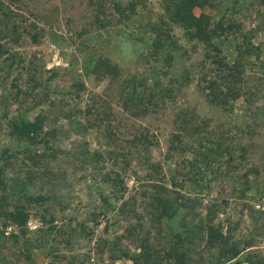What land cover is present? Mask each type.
<instances>
[{
  "label": "trees",
  "instance_id": "obj_1",
  "mask_svg": "<svg viewBox=\"0 0 264 264\" xmlns=\"http://www.w3.org/2000/svg\"><path fill=\"white\" fill-rule=\"evenodd\" d=\"M137 1L141 2L142 7L146 4L145 0H71L69 7L77 17L65 18L64 32L68 36L74 33L75 39L82 37L78 46H91V37H100L99 30L108 26L126 27L139 10ZM219 2L220 0H158L160 9L145 22L138 21L135 24L138 40H141L147 48L143 58L148 64L147 69L151 79H148V73L145 74L137 68L134 69L135 72L126 71L121 76L119 63L109 55L95 50L93 54H96L93 56L87 75L94 81L107 79L102 96L108 98V101L101 102V94L88 93L83 81L78 80L79 75H76V80L71 77L70 88L57 90L54 81L59 73L61 78L74 76L70 68L72 61L64 68L51 66L44 70L42 63L33 52L27 56V66L21 65L20 69V73H26L24 80L18 84L15 81L17 78L14 77L9 87L0 90L1 109L6 108L4 105L8 106L35 90L36 95L32 94L34 97L32 105L40 106L32 119L26 117L24 111L28 108L25 106L18 107L15 115L8 116L5 110L0 114V120H3L7 128L6 142H2L3 145L0 146V236L3 239L11 238L12 243L15 244L25 233L32 232L37 234L38 239H23L25 247L31 245L43 248L50 235L53 234L52 239L57 243L55 236L66 234L62 227L57 228L54 225L58 218L57 213L64 211L69 200V198L63 199L64 194L57 193L58 189L68 182L65 172L53 167L55 159L62 153L55 147V142L60 136L65 135L66 131L61 125H54V122L62 117L67 122V130L81 136V140L71 143L76 149V153L72 156L74 155L78 160L79 167L91 164L96 170L97 166L105 161L104 155L113 158L111 166L114 167L117 164V153L110 151L108 146L103 152L89 151L88 141L83 138L85 135L82 136L87 134L89 127L93 125L100 127L103 126L102 122H105L107 127L110 124L111 113L106 111L110 108L109 101H112L136 118L160 115L156 117L158 120L163 119L165 123L168 120L172 129L166 137L169 141L167 150L175 149L172 152L174 154L176 151L188 148L185 140L189 138V146L193 142L196 144L194 153L198 163H202L204 167H199L196 160L192 162L186 160V165L177 161L173 165L167 183L164 182L163 173L144 175V179L147 177L151 180L153 176L158 178L151 183L155 186V190L149 193L146 201L147 196L143 192L140 193L145 203L141 212L135 209L134 195L121 200L124 187L122 181L117 179L119 174L116 172L115 178H112L104 172L101 176L102 183L107 186L114 200H121L117 214L123 221V232L115 239H126L135 248L120 247L116 240L100 239L98 249L106 248L111 261L129 260L131 264H196L194 257H202V254H206L203 255L204 264H264L263 256H259L257 251L247 249L253 245V237L239 242L238 239L233 238L229 223L224 231L221 223H214L221 208L217 199H211L204 206V214L201 215L200 199L189 195L193 190L200 193L203 188L206 189L205 192L210 189L209 183L205 185L194 183L203 179L207 182L208 179L203 178L204 173H211L209 179L211 180L222 174H228V171L221 169L224 164L238 169L241 164L234 158L236 156L243 158L241 152L244 150L234 155L233 143L224 144L229 137L222 136V133L213 136L211 134L213 130L207 129L210 121L204 118L202 113L193 115V111L184 100L176 103L175 96L179 97L182 87L188 86L192 80L199 85L196 90L209 106L224 111L233 109L240 96L243 99L241 104H252L263 96L259 91L242 89L245 78L241 60L243 52L240 53L236 49V55L231 62L222 52L224 47L232 46L229 40L230 32L237 33L241 28V23L232 15L241 6H264V0H254V4L252 1L246 4L244 0H227L225 9L214 16L202 11L205 7L216 8ZM195 8L199 9L198 14L194 13ZM54 22L55 19L44 17L34 11L29 0H0V58L8 61L6 66L11 67L15 61L16 53L10 52L14 46L39 43L47 30L43 26L47 25L51 28ZM175 28L181 30L182 42L175 35ZM241 37L248 38L245 33H242ZM61 39L64 41V37L61 36ZM67 42L65 41V44H70ZM246 44L248 48L244 54H250L252 45L248 39ZM198 45L201 50L200 58L189 67L183 68L179 76H168L167 68L175 55L188 57ZM131 52L132 48L129 49V54ZM148 57H154L155 64H149ZM17 59L21 62L18 55ZM43 71L47 72L45 76L41 74ZM4 76L0 75L1 88L7 74ZM84 92L89 94V100L81 109L75 100L78 101ZM63 99H72L74 105L68 106L65 100L62 102ZM55 106L57 111L53 112ZM106 127H102L100 136L110 139L111 132H107ZM147 132L146 128L140 126L139 129H135L131 139L125 141L126 152H136L137 158L134 163L141 167L145 166L146 172L157 167L147 162L149 147L153 141V138H150L152 134L147 135ZM184 137L187 138L183 139ZM9 141L14 142L15 148H12ZM174 141L179 145H173ZM112 142L107 140L105 144L112 145ZM22 144L24 146L18 148ZM123 150L122 147L120 154H124ZM225 155L227 156L225 162L220 161ZM165 157L169 158V155ZM212 164H215V167ZM256 171L257 169L253 167L245 169L241 173L243 177L241 182L235 185L236 189L231 193L237 197L244 196L245 190L250 185L249 182H252L248 174L249 172L255 174ZM133 173L135 174V170ZM136 177L141 180L139 176ZM188 181L193 185H189L188 193L182 192L184 184ZM263 195L264 192L261 193V196ZM101 198L105 203L103 208H106L109 197L103 195ZM98 213L101 214V210ZM254 213L264 215L260 211L252 210L253 215ZM33 218H36L39 224L34 229H28L27 222ZM173 218L177 219L181 231L163 237L162 224ZM91 219L95 220V215L91 216ZM70 221L71 219L67 223L68 227ZM6 229L9 232L4 234ZM84 229L81 223L80 230ZM70 234L67 233V236ZM29 251L30 249L25 254L26 258H29ZM58 257L64 259L66 264H74V258L69 259L64 253Z\"/></svg>",
  "mask_w": 264,
  "mask_h": 264
},
{
  "label": "rangeland",
  "instance_id": "obj_2",
  "mask_svg": "<svg viewBox=\"0 0 264 264\" xmlns=\"http://www.w3.org/2000/svg\"><path fill=\"white\" fill-rule=\"evenodd\" d=\"M244 1L246 4L251 1L254 4V0ZM70 2L71 0H29L34 11L44 17L55 19V24L51 28L41 24L47 30L39 43L33 45L25 43L21 46H14L10 52L16 53V58L11 67L6 66L7 60H4L2 57L0 58V66L2 67L0 75L5 77L4 74H7L6 79L2 83L3 88L0 87V90L9 87L14 77L17 78L15 81L18 84L24 80L26 73H20V69L21 65L27 66V56L31 52L42 63L44 70L51 66L64 68L72 61L70 68L74 76H63L61 78V73H59L54 81L58 87L57 90L61 91L62 89L70 88L69 85L72 84V78L74 77L76 80V75H79L78 80L83 81L88 93L101 94V102L108 101V98L102 96L107 79L103 78L102 80L94 81L87 75L93 56L96 54H93L95 50L101 51L103 54H107L112 59H115L120 65L121 76L126 71L135 72L134 69L136 68L144 71L145 74L148 73V64L143 58L147 52V48L141 40H138L135 24L138 21L145 22L149 16L160 9L158 0H145L146 4L144 7H142L141 2L137 1L139 10L136 17H133L126 27L119 25L116 27L108 26L105 29L99 30L100 37H91L92 45L87 47L78 46L82 37L75 39L74 33L68 36L64 32L65 18L72 16L75 19L77 17L74 15L75 13H73L72 8L69 7ZM226 4L227 0H220L216 8L205 7L202 11L214 16L218 12L221 13L225 9ZM193 11L195 14H198L199 9L195 8ZM232 16L241 23V28L237 33L230 32L229 40H231L232 46L224 47L222 53L231 62L236 55V49L240 53L243 52L241 60L245 78L243 79L244 83L242 84L244 87L242 89L249 88L259 91L263 96L252 104H241L243 99L240 96L236 100L233 109L224 111L215 106H209L208 102L196 90L199 88V85L192 80L188 86L182 87L179 92L180 96H175L174 101L178 103L184 100L195 116L202 113L203 117L210 121L207 129L208 131L213 130L211 132L213 136L221 135L222 133V136L229 137L228 140L224 141V144H228V142L233 143L232 151L234 155H238L239 152L244 150L241 152L243 158H238L237 156L234 158L237 163L241 164L240 167L238 166V169L229 165L225 166L224 164L221 166V169L228 171V174H222L211 180L209 179L212 174L204 173L203 178H207L209 182L207 180V182H204L203 179L196 180L194 183L204 185L209 183V192H205L206 189L203 188L204 190L200 193L191 190L192 193L189 195L200 199L201 206L199 211L201 215L204 214V206L211 199H217L221 208L214 219V223H221L222 231L226 230L227 223H229L232 227L233 238L238 239L239 242L253 237L254 243L247 249L253 252L257 251L259 256L264 257V215L252 214V210L260 211L264 214V195L261 196V193L264 192V6H241ZM78 23H82V21H78ZM174 32L182 42L181 30L175 28ZM242 33L246 34L249 43L252 45L250 54H244V51L248 47L246 37L245 39L241 37ZM61 36L64 37V41L61 39ZM65 41H68L70 44H65ZM131 48L132 52L129 54V49ZM200 54L201 50L198 45L194 47L188 57L175 55L174 60L167 68L168 76H179L183 68L189 67L191 63L196 62L200 58ZM17 55L20 57L21 62L18 61ZM147 62L155 64L154 57H148ZM41 74L45 76L47 72L43 71ZM147 75L148 79H151L149 73ZM31 93L36 95V90ZM88 93L84 92L78 101L75 100L81 109L84 108V105L89 100ZM32 94L20 97L19 100L11 102L8 106L4 105L5 109H1L2 103L0 102V114L5 110L8 116L15 115L18 107L25 106L28 108L24 111L26 117L32 119L40 108L39 105H32L34 101ZM64 100L68 106L74 105L72 99H63L62 102ZM43 106L45 107V105ZM109 106L111 109L109 108L106 112L111 113L110 124L107 127L104 124L105 122H102L103 126L100 127L93 125L89 127V132L82 136L85 135L83 138L88 141L87 147L89 151L99 150L103 152L106 146L110 147V151L117 153V160L115 159L117 164L114 167L111 166L113 158H107L104 155L103 159L105 161L103 164H99L96 170L93 169L91 164H84L79 167L78 160L74 158V155L72 156V154L76 153V149L72 147L71 143L81 140V136L67 130L68 125L66 120L59 117L54 122V125H61L66 133L55 142V147L60 149L62 153L55 159L53 167L54 169L58 167L59 170L61 169V171L65 172L68 182L60 187L57 193L64 194L63 199L69 198V200H67L68 204L64 211L57 213L58 218L54 222V225L57 228L62 227L66 234L55 236L57 243L52 239L53 234L50 235L45 241L46 244H44L43 248L31 245L25 247L23 239H38L37 234L32 232L25 233L21 238L18 237L19 239L15 244L12 243L11 238L3 239L0 236V264H66L64 259L58 257L62 253L68 256L69 259L70 257L74 258V264H131L129 260H109L108 250L106 248L99 250L97 246L99 240L104 239L106 241L116 240L117 245L123 248H135L126 239H115L123 232V221H121L117 214V208L121 200H126L130 195H134L136 201L134 204L135 209L141 212L144 210L143 206L145 203L143 202L144 197H141L140 193L143 192L147 196L145 197L146 201L149 198V193L155 190V186H152L153 184L151 183L158 178V176L157 178L153 176L151 180L147 179V177L144 179V175H157V173L160 175L163 173L165 175L164 182L167 183L175 162L178 161L186 165V160H190L191 162L196 160V164L199 161L193 150L196 144L193 142L192 146H189V138L185 140L188 148L176 151L174 154L172 152L175 149L167 150L169 141L168 139L166 140V137L172 127L168 120L167 123L163 122V119H160L161 121L158 120L157 118L160 115H148L145 118H136L126 113L119 104L109 101ZM56 108V106L53 107L52 111L56 112ZM169 120L171 119L169 118ZM0 125V146H2V142H6L5 133L7 128L3 120H0ZM140 126L146 128L148 131L146 134H152L150 138H153L152 144L149 147L147 162L153 163L157 167L149 169L147 172L145 166L141 167L134 163V160L137 158L136 152H126L127 142L125 141L130 140L134 135L135 129H139ZM102 127H106L107 132H111L109 134L110 139L100 136ZM186 138L184 137L183 139ZM107 140H112V145H106L105 141ZM9 143L12 145V148H15L14 142L9 141ZM175 144L176 146L179 145L174 141L173 145ZM23 146L24 144L18 148L21 149ZM122 147L124 154H120ZM166 155H169V158H166ZM225 159H227L226 155L221 157L220 161L223 162L224 160L225 162ZM245 163L248 164L245 165ZM168 164L169 166H167ZM197 165L204 167L202 163H198ZM212 166L215 167V164H212ZM248 167L256 168L257 171L255 174L249 172L248 178L252 179V182H249L250 185L245 190V195L237 197L231 191L236 189L235 185L241 182L243 178L241 173ZM133 170H135V174ZM104 172L108 173L112 178H115L114 174L116 172L119 174L117 179L122 181V186L124 187L121 200H114L107 186L102 183L101 176ZM136 176H139L141 180L139 181ZM190 184H192L191 181L186 182L182 192L188 193ZM240 187L242 188L243 185ZM103 195L109 197V206L106 205V208H103L105 205L101 198ZM99 210H101V214L98 213ZM93 215H95V220L91 219ZM70 219V226L68 227L67 223ZM81 223L85 227L84 230H80ZM38 224L36 218L29 219L27 222L28 229H34ZM255 227L258 228L256 229ZM178 231H181V227L176 218L162 224L161 235L163 234V237L171 236ZM8 232L9 230L6 229L4 234ZM67 233H71L70 236H67ZM26 249H30L29 258L25 257L27 253ZM203 255L206 256V254H202V257H194L196 264L205 263Z\"/></svg>",
  "mask_w": 264,
  "mask_h": 264
}]
</instances>
